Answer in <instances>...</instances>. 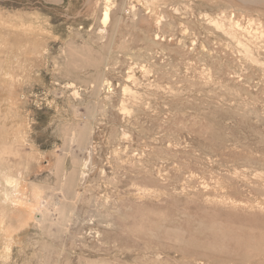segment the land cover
Returning <instances> with one entry per match:
<instances>
[{
	"label": "rangeland",
	"instance_id": "1",
	"mask_svg": "<svg viewBox=\"0 0 264 264\" xmlns=\"http://www.w3.org/2000/svg\"><path fill=\"white\" fill-rule=\"evenodd\" d=\"M0 49V264H264V0H0Z\"/></svg>",
	"mask_w": 264,
	"mask_h": 264
},
{
	"label": "bare ground",
	"instance_id": "2",
	"mask_svg": "<svg viewBox=\"0 0 264 264\" xmlns=\"http://www.w3.org/2000/svg\"><path fill=\"white\" fill-rule=\"evenodd\" d=\"M255 1H262V0H255ZM107 19H108V11L106 10L105 11V13H104V16H103V19H102V21H103V23H105L106 21H107ZM3 35V34H2ZM0 51H1V49H0ZM4 50H2V52H3ZM1 55V54H0ZM106 84V83H105ZM67 86V85H66ZM71 86H75V85H73V83H70L67 87H71ZM85 134V133H84ZM84 136H86V135H84ZM82 137V136H81ZM87 138V137H86ZM85 165H83L82 167H81V170H80V173H79V177L81 178V180L83 179V178H85ZM71 176V175H70ZM78 177V176H77ZM76 178V177H75ZM70 179V178H69ZM75 181V180H74ZM73 181V182H74ZM69 183H70V180L68 181ZM11 183V182H10ZM73 184V183H72Z\"/></svg>",
	"mask_w": 264,
	"mask_h": 264
}]
</instances>
